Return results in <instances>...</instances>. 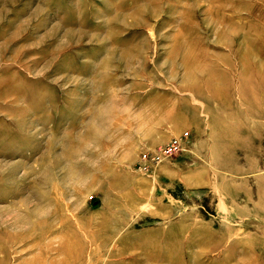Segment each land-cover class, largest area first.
Instances as JSON below:
<instances>
[{"label": "rangeland", "instance_id": "374dc122", "mask_svg": "<svg viewBox=\"0 0 264 264\" xmlns=\"http://www.w3.org/2000/svg\"><path fill=\"white\" fill-rule=\"evenodd\" d=\"M0 264H264V0H0Z\"/></svg>", "mask_w": 264, "mask_h": 264}, {"label": "built area", "instance_id": "2783aa9c", "mask_svg": "<svg viewBox=\"0 0 264 264\" xmlns=\"http://www.w3.org/2000/svg\"><path fill=\"white\" fill-rule=\"evenodd\" d=\"M188 135V133H184L182 135V137H173L165 147H163L159 152L160 154L163 153H167V154H172L176 151H178L180 149L181 146V139L182 138H186V136ZM145 156V155H144ZM146 157V156H145ZM156 160H160V155H157L156 157H154V161Z\"/></svg>", "mask_w": 264, "mask_h": 264}, {"label": "bare ground", "instance_id": "6f19581e", "mask_svg": "<svg viewBox=\"0 0 264 264\" xmlns=\"http://www.w3.org/2000/svg\"><path fill=\"white\" fill-rule=\"evenodd\" d=\"M209 56V55H208ZM208 59V58H207ZM168 117V116H167Z\"/></svg>", "mask_w": 264, "mask_h": 264}]
</instances>
